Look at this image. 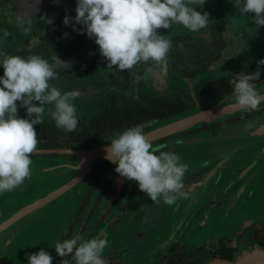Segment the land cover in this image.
I'll return each mask as SVG.
<instances>
[{"label": "flooded vegetation", "instance_id": "af4514ba", "mask_svg": "<svg viewBox=\"0 0 264 264\" xmlns=\"http://www.w3.org/2000/svg\"><path fill=\"white\" fill-rule=\"evenodd\" d=\"M209 24H214L211 29ZM209 24L204 31L222 25L224 50L228 41L226 23L209 21ZM254 66L264 68L256 62L244 72ZM174 72L186 78L203 73ZM234 76L212 87L211 100L229 96V102L235 101L232 88L214 94L217 85L231 81ZM254 83L258 91L264 92V76ZM148 93L170 99L184 98L187 104L168 117L137 124L144 133L159 126L150 127L155 120H165L162 125L200 110L196 106L198 100L192 95L172 97L147 91L141 100ZM262 116L264 105L256 111L242 108L209 122L151 138L153 148L175 152L188 165L183 181L186 195L172 205L162 200L159 204L151 201L139 190L137 182L115 172V163L105 159L106 155L95 157L68 197L26 213L0 234V264H28L25 254L38 252L40 248L52 255V264H60L62 259L70 263L74 260L70 256L61 258L54 245L76 235L84 240L107 238L109 243L102 256L116 257L115 264H204L216 257L233 258L242 248L264 243V131L246 133L236 129L245 120ZM126 129L94 132L105 137L103 141L92 144L93 133L88 141L64 145L62 148L67 151L51 152L43 148L35 150L31 157L48 162L74 153L77 161L67 163L72 172L62 184L76 174L80 149L110 143L113 134ZM49 167H43L42 171ZM38 169L31 168V173ZM54 187L45 188L38 195L28 190L14 207L0 216V222L32 197ZM60 211H64V216Z\"/></svg>", "mask_w": 264, "mask_h": 264}, {"label": "clouds", "instance_id": "9594fccd", "mask_svg": "<svg viewBox=\"0 0 264 264\" xmlns=\"http://www.w3.org/2000/svg\"><path fill=\"white\" fill-rule=\"evenodd\" d=\"M231 2L241 16L251 13L257 27H264V0ZM205 3L206 0H77L75 17L65 15L63 23L69 25L74 21V28L80 25L76 30L95 40L108 68L131 72L135 66L151 62L143 77L133 74L139 80L153 72L152 65L164 72L168 70L172 41L157 30L179 24L193 33L200 32L210 19L206 11H197L196 6L202 8ZM41 21L53 24V18L46 14L41 16ZM20 23L27 25L25 31L30 30V19L22 18ZM179 47L183 49L182 44ZM51 59L52 64L39 55H9L0 61L4 69L0 76V195L16 190L31 178V156L38 143L34 125L44 122L45 105L52 106L47 114L57 128L66 132L77 129V109L73 101L79 97V92H62L49 83L58 79L53 64L69 70L72 61L62 60L55 53ZM257 64L264 65V59ZM260 77V72L241 71L229 82L239 106L259 110L264 92L258 91L254 82ZM17 101L26 109L27 118L18 116ZM105 151V159L116 165L115 172L137 182L139 190L151 201L159 204L162 200L172 205L186 195L183 181L188 165L181 162L175 152L153 148L141 125L113 136ZM108 243L107 238L84 240L76 235L58 241L54 247L61 258L70 256L75 264H106L102 254ZM25 255L28 264L53 262L52 255L44 248ZM60 264H69V261L62 259Z\"/></svg>", "mask_w": 264, "mask_h": 264}, {"label": "rangeland", "instance_id": "374dc122", "mask_svg": "<svg viewBox=\"0 0 264 264\" xmlns=\"http://www.w3.org/2000/svg\"><path fill=\"white\" fill-rule=\"evenodd\" d=\"M76 6L77 0H52L41 11L25 18L26 20H31V27L28 31H25L27 25H21V20H17L9 5L1 6L0 61L3 60L2 54L6 48L27 37H31L35 44L31 49L19 56L39 55L48 59L50 64H52L51 57L55 53L62 60L72 61V67L69 70L63 67H56L53 64L58 79L49 83L59 88L62 92H79V97L73 103L77 109V115L86 120H89L93 114L97 113L102 103L109 101L112 95L117 96L119 104H125L132 99H143V94L147 91L172 97L179 94L192 95L198 100L196 105L198 108H206L222 99L220 97L211 100L210 96L214 85L233 77L238 72L245 71L253 63L264 59V27H257L253 22L252 14L241 16L231 0H206L204 6L202 8L196 6V10L206 11L209 14L210 21L226 23L228 36L226 48L223 50V47H221L220 57L212 67L199 77L186 78L175 74L172 68L168 67L167 72H164L152 65L153 72L149 73L146 79L137 80L133 74L143 77L151 62L137 65L131 72H121L117 68H108L107 61L99 53V46L86 33L81 34L78 30H75L45 42L38 41L42 31L62 21L65 15H68L69 11L76 8ZM45 14L53 18V24H45L41 21V16ZM157 31L159 34L166 36L167 39L175 33L191 32L179 24L174 25L173 28L158 29ZM201 31L203 32L204 29ZM3 74L4 69L0 65V76H3ZM205 102L206 104L201 105V103ZM34 103L38 104L39 102ZM261 105H264V103ZM17 106L18 116L27 118L26 109L20 107L19 101H17ZM44 107L46 112L43 121L55 124V121L47 114V110L52 106L45 105ZM164 122L166 121L155 120L150 127H155ZM121 132L123 131L113 135L116 136ZM92 138V144H96L103 141L105 137L94 133ZM31 159V168L40 169L31 173V178L26 180H31L30 182H24L16 190L0 195V216L14 207L29 192L28 190L31 189L32 193L37 194L45 188L60 184L72 172L70 165L67 163L72 164L77 161L74 153L64 157L59 156L56 158L57 160L54 159L48 162L36 157H31ZM44 165L51 167L47 171H42L44 170L43 167H46ZM69 207L67 206V208ZM59 214L64 216V211H60ZM260 245H264V243ZM247 249L250 248L248 247ZM103 258L106 264H115L117 260L116 257L110 255L103 256ZM69 264H75V261H70Z\"/></svg>", "mask_w": 264, "mask_h": 264}, {"label": "trees", "instance_id": "16d2710c", "mask_svg": "<svg viewBox=\"0 0 264 264\" xmlns=\"http://www.w3.org/2000/svg\"><path fill=\"white\" fill-rule=\"evenodd\" d=\"M12 0H0V7L9 5ZM11 9V8H10ZM76 8L71 9L69 14L75 17ZM12 11V10H11ZM14 13V12H13ZM15 15V13H14ZM16 17V15H15ZM17 18V17H16ZM64 20V19H63ZM63 20L42 31L39 42H45L67 33L79 29L80 25H65ZM214 25V24H213ZM212 24L208 28L211 29ZM208 29V30H209ZM204 32H181L175 33L168 39L172 41V48L168 53V66L172 69L186 74H195L206 71L212 63L220 57V49L224 47L222 25L216 26L213 31ZM35 42L31 37L8 47L2 54V59L9 55H20L34 46ZM183 45V49L179 45ZM223 45V46H222ZM260 72L264 76V68L252 67L247 73ZM230 82V81H229ZM221 83L214 88V94L218 95L231 90L232 85ZM187 102L182 99H170L158 94H145L144 100L132 99L125 104L117 102V96L112 95L109 101H104L100 110L93 114L89 120L78 117L77 129L73 132H66L56 127V124L43 122L41 125H34L37 131V148H62L71 142H85L91 138L94 132L103 134L110 133L123 128L133 127L143 121L157 118L168 117L185 108ZM42 151V150H41ZM58 152V151H51Z\"/></svg>", "mask_w": 264, "mask_h": 264}, {"label": "water", "instance_id": "95a60500", "mask_svg": "<svg viewBox=\"0 0 264 264\" xmlns=\"http://www.w3.org/2000/svg\"><path fill=\"white\" fill-rule=\"evenodd\" d=\"M51 1L52 0H12L10 2V7L15 13L17 20H21L22 18L25 19L35 15ZM25 13L28 14L27 17L23 16ZM228 98L230 97L225 96L218 102L206 108L178 116L165 124L159 125L152 130L145 132L144 134L148 140H150L151 138H155L171 131L182 129L194 124L197 125L215 120L231 111L244 108L239 106L233 100H230L231 102H229ZM240 124H243V129H240L241 131H248L250 133L261 132L264 131V116L251 118ZM108 144L109 143L80 149L78 151L79 161L76 174L59 186L54 187L53 189H50L37 197H34L23 206L9 214L0 222V234L5 232L6 229L10 228L15 220L26 213L37 210L44 205H47L49 202H59L62 201L64 197H68L72 188L78 184L86 172L90 162L97 156L106 155L105 148ZM49 150L67 151L69 149L58 147L51 148ZM205 264H264V245H258L250 249H241L236 253L234 258L216 257L209 260Z\"/></svg>", "mask_w": 264, "mask_h": 264}, {"label": "bare ground", "instance_id": "6f19581e", "mask_svg": "<svg viewBox=\"0 0 264 264\" xmlns=\"http://www.w3.org/2000/svg\"><path fill=\"white\" fill-rule=\"evenodd\" d=\"M236 129L239 130V129H243V124H239L238 126H236Z\"/></svg>", "mask_w": 264, "mask_h": 264}, {"label": "crops", "instance_id": "0c3cea01", "mask_svg": "<svg viewBox=\"0 0 264 264\" xmlns=\"http://www.w3.org/2000/svg\"><path fill=\"white\" fill-rule=\"evenodd\" d=\"M243 132H244V131H243ZM246 133H250V132L246 131Z\"/></svg>", "mask_w": 264, "mask_h": 264}]
</instances>
